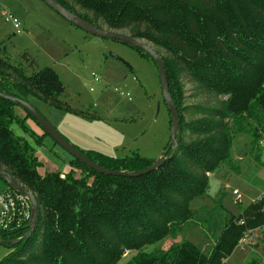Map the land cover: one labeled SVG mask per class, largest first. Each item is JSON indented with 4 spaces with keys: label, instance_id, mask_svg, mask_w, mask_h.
<instances>
[{
    "label": "trees",
    "instance_id": "16d2710c",
    "mask_svg": "<svg viewBox=\"0 0 264 264\" xmlns=\"http://www.w3.org/2000/svg\"><path fill=\"white\" fill-rule=\"evenodd\" d=\"M56 1L97 27L128 34L169 54L161 59L179 114L178 147L172 157L138 176L104 175L72 158L78 170L65 171L61 179L60 172L43 169L42 158L12 126L29 133L35 144L46 133L37 135L26 124L27 119L36 121L26 111L20 117L16 104L0 97V166L38 204V221L28 237L21 238L28 225L20 234L1 233L0 240L21 239L8 246L11 251L0 264H119L129 251L135 255L125 264H221L246 233L264 230V193L238 215H227L208 253L185 239L170 242L163 251L145 247L176 239L177 230L193 216L192 201L205 195L208 174L229 161L233 135L247 132L248 121L264 114V0ZM18 60L24 66L0 54L1 92L33 106L41 101L72 111L59 99L64 87L51 68L35 70L27 51ZM26 68L33 72L26 74ZM182 75L211 98L210 106L192 110L198 120L184 121V108L175 102ZM251 133L256 138L259 130ZM82 154L110 170L134 172L152 164L94 150Z\"/></svg>",
    "mask_w": 264,
    "mask_h": 264
},
{
    "label": "rangeland",
    "instance_id": "374dc122",
    "mask_svg": "<svg viewBox=\"0 0 264 264\" xmlns=\"http://www.w3.org/2000/svg\"><path fill=\"white\" fill-rule=\"evenodd\" d=\"M2 11L18 22V30L1 15ZM150 46L160 57L169 59L164 50ZM25 51L33 57L35 70L48 67L56 73L64 87L59 99L72 111L41 101H34V106L81 153L94 150L114 159L138 157L153 161L167 148L170 114L161 94L157 67L148 55L120 41L86 34L42 0H0V54L14 65L24 66L18 57ZM24 72L31 74L33 70L26 68ZM180 82L175 87H179L175 102L180 110L184 108L183 119L198 120L192 110L198 105L210 106L211 98L186 75H182ZM15 111L20 117L25 114L18 105ZM246 127L247 132L233 135L229 161L208 174L205 195L192 201L193 216L177 230L176 239L167 237L145 247L146 251H163L170 242L185 239L208 253L227 215H238L264 193V145L260 144L264 114L258 113ZM12 128L36 150L43 169L59 174L78 170V163H71L72 155L49 135H42L40 143L35 144L31 135L17 124ZM253 128L259 130L256 138L251 133ZM189 132L187 129L184 133L188 136ZM5 193L12 195L13 201L0 235L20 234L17 231L29 224L30 203L0 179V198ZM2 217L0 206V223ZM10 251L8 246L0 245V260ZM134 255L135 251L126 252L119 264H125ZM221 264H264L263 228L246 233L244 241Z\"/></svg>",
    "mask_w": 264,
    "mask_h": 264
},
{
    "label": "water",
    "instance_id": "95a60500",
    "mask_svg": "<svg viewBox=\"0 0 264 264\" xmlns=\"http://www.w3.org/2000/svg\"><path fill=\"white\" fill-rule=\"evenodd\" d=\"M42 2H44L48 7L54 10L57 14H59L69 23L81 29L82 31H84L86 34L96 36L99 38H109V39H113L116 41H120L135 49L142 50L143 52L147 53L152 58L158 70L161 94H162L163 100L170 114V141L168 143V146L161 155H159L155 160L152 161V164L149 167L143 170L134 171V172H125V171H119V170L105 169L99 164L86 158L77 148L69 144L57 132V130L53 127V125L49 121H47L32 104L22 99H19L17 97L1 92V91H0V97H3L6 100L12 101L16 105L23 108L24 111H26L36 121V123L42 129V131L48 134L56 144H58L64 150L69 152L73 158L77 159L82 164L86 165L87 167H89L90 169L98 173H101L104 175H116V176H138L150 170L155 169L164 160L172 157L175 154L177 147H178V129L180 125V120H179L178 111L176 107L174 106L171 100V97H170L166 69H165V65L160 55L147 42L140 40L138 38L131 37L128 34H125L122 32L107 30L101 27H97L85 21L84 19L80 18L78 15H76L74 12L62 6L56 0H42ZM168 150H170V153L169 155L165 156ZM0 179L4 183H6L8 187H10L16 193H18L20 196L27 199L30 203L31 212H30V219H29V224H28L29 228H28V231L21 238L28 237L31 234V232L34 230L36 223L38 221V204H37L35 195L32 192H30L26 187L21 185L18 181L13 179L6 172V170L1 166H0ZM21 238H17L14 240H9V239L0 240V245L10 246V245H13L19 242Z\"/></svg>",
    "mask_w": 264,
    "mask_h": 264
},
{
    "label": "built area",
    "instance_id": "2783aa9c",
    "mask_svg": "<svg viewBox=\"0 0 264 264\" xmlns=\"http://www.w3.org/2000/svg\"><path fill=\"white\" fill-rule=\"evenodd\" d=\"M1 15H4L6 16V20L9 21L13 28L17 29L19 28V24L18 22L10 15V14H7L5 11H2L1 12ZM95 80H98L97 77H94ZM128 95V93L126 94ZM260 144L261 145H264V135L262 137V140H260ZM59 177L60 178H64L65 177V174L61 173L59 174ZM233 193L235 194L236 191H233ZM18 194V193H17ZM20 196V195H19ZM22 199H24L25 201L27 199H25L24 197L20 196ZM12 195L8 194V193H5L1 198H0V206H1V209H2V214H3V217H2V221L0 223V230L1 228H5L3 227V223L5 222V218L7 217V215L10 213L11 209H12ZM242 241H244V238L242 239Z\"/></svg>",
    "mask_w": 264,
    "mask_h": 264
},
{
    "label": "crops",
    "instance_id": "0c3cea01",
    "mask_svg": "<svg viewBox=\"0 0 264 264\" xmlns=\"http://www.w3.org/2000/svg\"><path fill=\"white\" fill-rule=\"evenodd\" d=\"M26 124L37 135H41L42 134V129L33 120L27 119L26 120Z\"/></svg>",
    "mask_w": 264,
    "mask_h": 264
}]
</instances>
